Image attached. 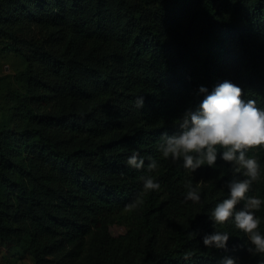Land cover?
<instances>
[{
	"label": "trees",
	"instance_id": "16d2710c",
	"mask_svg": "<svg viewBox=\"0 0 264 264\" xmlns=\"http://www.w3.org/2000/svg\"><path fill=\"white\" fill-rule=\"evenodd\" d=\"M0 40L24 58L22 78L33 90L20 103L33 127L0 125L1 243L33 264H75L87 253L86 264L264 261L246 252L242 231L213 228L208 218L228 195L225 162L193 174L204 181L193 204L183 200L188 171L156 150L161 133L175 132L185 109L203 99L201 85L211 91L228 80L264 107V0H0ZM54 84L86 107L46 112ZM133 150L145 168L126 165ZM248 154L261 162L248 195L264 196V148ZM150 158L160 165L154 172ZM143 175L160 190L144 191ZM134 204L126 235L111 237L107 220ZM256 215L264 232V208ZM214 230L230 233L227 252L202 244Z\"/></svg>",
	"mask_w": 264,
	"mask_h": 264
},
{
	"label": "clouds",
	"instance_id": "9594fccd",
	"mask_svg": "<svg viewBox=\"0 0 264 264\" xmlns=\"http://www.w3.org/2000/svg\"><path fill=\"white\" fill-rule=\"evenodd\" d=\"M197 95L203 99L194 107L185 109L177 119V130L172 134L161 133L156 150L164 159L180 161L190 178L183 187L184 202L201 203L202 179L194 182L193 174L200 168L218 167L219 159L229 167L232 175L225 181L227 197L215 204L208 216L213 228L231 224L247 237L243 245L250 256H264V232L260 231L261 217L256 215L264 208V196L248 195L254 182L261 178V162L249 150L264 148V107L256 99H242V89L228 80L215 85L211 91L201 85ZM135 107H144V97L139 95ZM131 169L145 168V158L133 150L125 161ZM147 170L154 172L160 165L150 158ZM144 191H158L161 184L152 175L141 177ZM237 205H242L237 208ZM193 238L198 233L191 232ZM228 231L214 230L205 233L202 244L208 249L228 251ZM217 264H239V257L225 255ZM264 264V261H261Z\"/></svg>",
	"mask_w": 264,
	"mask_h": 264
},
{
	"label": "rangeland",
	"instance_id": "374dc122",
	"mask_svg": "<svg viewBox=\"0 0 264 264\" xmlns=\"http://www.w3.org/2000/svg\"><path fill=\"white\" fill-rule=\"evenodd\" d=\"M28 31L21 30L20 36L28 35ZM65 37V42L68 40ZM26 62L18 54L8 52L5 43L0 40V125L5 124L12 131L21 128L30 129L33 121L25 119L21 115L20 103L28 104L32 97L33 90L30 89L23 80ZM85 104L79 101H72L67 98L59 84L53 85V92L46 112L52 114L63 113L68 110H80L85 108ZM138 205H133L130 209L121 212L107 220L108 233L111 237L117 238L126 235L128 230L129 216L136 211ZM100 236V232H95L89 239L92 243ZM90 253L75 264H86L90 259ZM0 264H33L32 258L27 254H22L9 244L0 242Z\"/></svg>",
	"mask_w": 264,
	"mask_h": 264
}]
</instances>
